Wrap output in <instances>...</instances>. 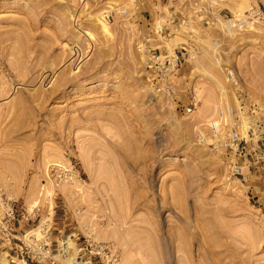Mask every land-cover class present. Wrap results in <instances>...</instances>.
Instances as JSON below:
<instances>
[{"label": "rangeland", "instance_id": "obj_1", "mask_svg": "<svg viewBox=\"0 0 264 264\" xmlns=\"http://www.w3.org/2000/svg\"><path fill=\"white\" fill-rule=\"evenodd\" d=\"M0 264H264V0H0Z\"/></svg>", "mask_w": 264, "mask_h": 264}, {"label": "built area", "instance_id": "obj_2", "mask_svg": "<svg viewBox=\"0 0 264 264\" xmlns=\"http://www.w3.org/2000/svg\"><path fill=\"white\" fill-rule=\"evenodd\" d=\"M222 19H223V30L225 33L229 34L231 32L234 31H244L245 29L248 28L250 22H252V18L247 15V16H241V17H237L236 15L233 14H225L222 15ZM148 51L147 54H149L152 50L155 51L156 48H152L149 45H147ZM151 57H156L159 54H149ZM148 64L146 65L149 69L153 70L154 75H152L153 80H156V83L159 79H161V75L162 72L159 69V63L157 61H155L154 59H148ZM168 62V61H167ZM158 64V65H157ZM158 69V70H157ZM160 73L158 75V73ZM225 80L228 84H230L231 86H236L238 84V79H237V75L235 73L234 70L232 69H227L226 73H225ZM239 103L242 104V99L239 96ZM225 117H232L233 121H236L235 118V113L234 110L231 106L229 107H221L218 108L216 111V115L215 117H212L208 120V123L206 124V129L202 130V129H198L197 130V137L199 138L200 141L203 142H208V138L210 139H215L217 136H220L221 133L223 132V129L225 128V126L227 125L226 121H225ZM235 123V122H233ZM223 143L218 141L216 144L215 143H210L211 145L214 146L215 149H219L221 147H228V146H232L235 144L234 147V151L238 150V146H239V142L238 141V137H237V133L235 132V129L232 128V131L229 132H225V137L223 139ZM235 142V143H234ZM231 149V148H230ZM237 170L235 171V173H240L241 171V166H237L236 167ZM21 218H25L26 220H28V217L25 216L23 213L21 214ZM23 244V243H22ZM20 244V245H22ZM25 250V253L28 252V248L26 245H23ZM20 248H22L20 246ZM39 250H37L36 252V256L37 257H41L43 256V258H52V254H51V250L47 249V250H43L42 251V247H38Z\"/></svg>", "mask_w": 264, "mask_h": 264}, {"label": "bare ground", "instance_id": "obj_3", "mask_svg": "<svg viewBox=\"0 0 264 264\" xmlns=\"http://www.w3.org/2000/svg\"><path fill=\"white\" fill-rule=\"evenodd\" d=\"M237 15L238 16H240L241 17V15H243V12L242 11H238L237 12ZM220 16H216V19H217V24H218V18H219ZM222 17V16H221ZM99 22H100V24H101V26L103 27V29H106V25H105V23L104 22H102V20H100L99 19ZM252 24H253V22H250V24H249V26H248V28L247 29H245L244 31H246V30H249L250 28H252ZM239 32H242V31H239ZM238 31H234V32H231V33H229L228 35H230V36H232V35H236L237 33H239ZM227 34V33H226ZM148 41V40H147ZM147 41H142V42H144L145 44H146V46H147V44L148 43H146ZM217 46H219V44L218 43H215ZM148 49V48H147ZM148 55V54H147ZM167 56V55H166ZM148 59H154L155 61H157L158 63H159V69L161 70V72H162V74L163 75H166L167 73H168V68H169V66H171V63H170V60H169V58H166L167 60H165L164 61V65H161V62H160V60H159V57H160V55L159 56H156V57H151L150 55H148ZM168 61V62H167ZM226 107H229V106H226ZM226 118V117H225ZM248 127H249V125H248V120H246V119H244L243 120V131H244V134L245 133H247L246 131L248 130ZM223 133V132H222ZM222 133H221V135H222ZM220 135V136H221ZM247 138V137H246ZM208 141V140H207ZM28 234H25L24 235V239L26 238V236H27ZM45 240V239H44ZM69 246L71 245V243H67ZM56 256V255H55ZM25 261V260H24ZM26 262V261H25Z\"/></svg>", "mask_w": 264, "mask_h": 264}]
</instances>
